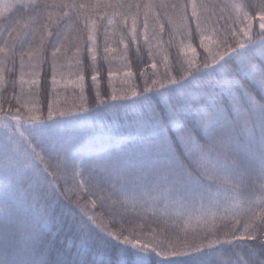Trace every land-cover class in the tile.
Segmentation results:
<instances>
[{
	"label": "snow or ice",
	"instance_id": "obj_1",
	"mask_svg": "<svg viewBox=\"0 0 264 264\" xmlns=\"http://www.w3.org/2000/svg\"><path fill=\"white\" fill-rule=\"evenodd\" d=\"M0 264H264V0H0Z\"/></svg>",
	"mask_w": 264,
	"mask_h": 264
},
{
	"label": "trees",
	"instance_id": "obj_2",
	"mask_svg": "<svg viewBox=\"0 0 264 264\" xmlns=\"http://www.w3.org/2000/svg\"><path fill=\"white\" fill-rule=\"evenodd\" d=\"M167 39V37H165ZM99 43L101 45L100 47V54L103 55V43H104V39L103 36L101 35V37L99 38ZM113 47H116V45L113 43L112 44ZM123 51V45L120 46L119 49H117V52L110 54V56H119L120 53ZM50 55V53H49ZM67 56L69 57V59L65 60V79H71V78H75V76L73 75L76 71L75 65L72 62V60L70 59L72 57V52H68ZM128 59L132 62L133 65V71H136L137 65H138V60L136 57V52H135V47L133 46L132 50L128 53ZM90 63V61L88 62ZM122 61L119 60H114L112 61L111 67L113 69V71L115 72L117 68L122 67ZM142 66V65H141ZM110 65L106 62L101 61L100 63V72H101V76L103 77V81H102V87L106 86V82H107V73H108V69H109ZM17 69H18V62H17ZM44 72H48V84H49V90H50V68L49 65L44 64L42 66V70H41V76H43ZM90 73L91 70H88V73L86 74V83H90ZM117 75H115V77H113L114 79V83L119 87L120 85V79L121 77H118L120 75H122V73H116ZM17 77H18V71H17ZM42 84H43V80H42ZM78 89L76 90V92L74 93L72 90V86H68L67 91H65V89L63 88V86H61L58 89L59 95L56 97L57 101L60 104H64L67 103L69 106H71L72 102H73V98L74 96L78 93ZM94 95V93H93ZM38 100L41 104L45 103V97L43 92H41V94L38 97ZM110 119V118H109Z\"/></svg>",
	"mask_w": 264,
	"mask_h": 264
},
{
	"label": "rangeland",
	"instance_id": "obj_3",
	"mask_svg": "<svg viewBox=\"0 0 264 264\" xmlns=\"http://www.w3.org/2000/svg\"><path fill=\"white\" fill-rule=\"evenodd\" d=\"M117 75V74H116ZM122 75H120V76H118V77H121ZM115 77V76H114ZM59 78V77H58ZM26 79H27V77H26ZM71 79H75V78H71ZM68 86H72V85H68Z\"/></svg>",
	"mask_w": 264,
	"mask_h": 264
}]
</instances>
